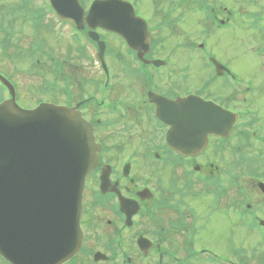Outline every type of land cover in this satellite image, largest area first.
Returning <instances> with one entry per match:
<instances>
[{"label":"flooded vegetation","instance_id":"1","mask_svg":"<svg viewBox=\"0 0 264 264\" xmlns=\"http://www.w3.org/2000/svg\"><path fill=\"white\" fill-rule=\"evenodd\" d=\"M153 6H157L156 3ZM171 10L175 8L169 4L166 8L152 9L149 13L165 18L171 15ZM219 12H224V8L210 7L204 13L213 19V23L218 21L222 24L224 21L218 18ZM143 17L147 19L152 42H155L152 17L148 13ZM107 35L116 38L113 34ZM126 52L131 57L136 54L128 48ZM144 58L152 60L160 57L153 54L151 45ZM163 58L169 61L171 55ZM168 61L165 60L163 66L159 67L139 61V66L130 68L147 74L144 76L147 85L140 89L145 95L144 100L127 105L129 108L126 110L122 106L116 108L111 105L108 108L110 111L121 114L109 116L111 120L106 121L107 125L101 122V115L92 122L97 140L101 145L103 142L104 146L98 165L87 176L83 193L82 255L91 259L92 264H207L211 261L221 264H264L261 257L241 262L236 240L231 246V243L227 245V255H223L225 253L219 247L222 245L218 237L219 227L213 219L224 217L227 201L235 219L232 226L236 239V163L232 171V195L226 197L225 173L228 171L224 162V141L209 136L206 148L196 155H181L167 145L168 126L154 116L155 106L148 101L146 93L152 90L170 100L188 95L182 84L174 82L170 87L164 85L163 78L170 70ZM223 76V83L215 93L201 92V96L227 107L223 103L236 102L237 95L236 88L230 86L231 81L225 74ZM159 80L162 82L160 86ZM225 83H229L227 88ZM226 90L231 93L228 99L224 96ZM96 110L101 112V108ZM124 110L126 113H123ZM92 115V112L87 115L90 121ZM114 122L120 124V133L130 144V151L124 154L120 148L109 147L100 134L101 131L107 133L110 123ZM233 134L236 139V131ZM130 138L139 140V145ZM120 201H123L122 207L119 206ZM96 252L99 254L95 257ZM236 258H239V262H236Z\"/></svg>","mask_w":264,"mask_h":264},{"label":"rangeland","instance_id":"2","mask_svg":"<svg viewBox=\"0 0 264 264\" xmlns=\"http://www.w3.org/2000/svg\"><path fill=\"white\" fill-rule=\"evenodd\" d=\"M219 1L221 0H139L138 4H145L135 8L139 15L145 16L148 13L152 17V25L155 32L158 33L159 37H165L161 44H159V50L154 49L153 54H181L182 56L184 54H191L193 63L190 66V70L185 73L189 76V80L192 81L191 83H193V90H196L195 88L199 85L198 81L201 80V77L208 74L207 69L203 66L201 67V59L198 56L201 52L197 48V44L205 40L207 43L206 49L208 48L209 51L214 53L226 66L236 72L242 80L245 79L248 83H250L249 81L252 82L251 86L254 89V94L251 95L250 92H245L244 88L243 90L236 91V97L239 98H236L234 107L243 111L245 109L258 110L259 108L260 114H255L254 111L252 114L260 116L264 122V51L261 50V57H259L256 47L259 46L261 48L264 40L259 39L258 44L253 45L248 35L253 38V34L254 36H258L259 32L257 30H253L252 32L251 30L248 33V23L245 24L248 28L242 25V21L247 22V19L239 13L258 11L261 9V5L257 0H236V3L233 0H222L225 2L224 4L235 5L233 10L241 15V24L238 26L236 23L235 27H227L222 29V32L215 33L214 36L211 34L205 37L204 34L206 35L207 33L205 29L206 24L200 22V20L197 22V19H201V17L195 13H187L186 10H195L198 8L199 2L212 4L219 3ZM153 3H156L157 6H153ZM239 3L240 5L238 6ZM169 4H171V8L177 9L176 13L172 15L173 18H182L184 14L183 20L181 19L182 21L175 28V31L177 30L176 35L172 34L170 32L171 29L167 26H162L159 30L158 26H156L157 24L159 26L161 24H171L173 26L174 21L166 23L167 18L161 20V16L158 14L153 16V12L149 13L152 9H163ZM42 12H46L48 18L41 26H36L40 20L47 17L45 13L42 15ZM51 15V12L47 11L45 4L40 3V0H0V21H4L5 26L8 27L7 29L5 26H3V29L0 27V74L4 75L16 88L17 102L21 107L27 108L28 106L36 105L39 100L60 102L68 94L72 93H74L76 98L82 95L85 97L93 94L99 100L104 98V100L116 103L117 105L120 103L130 105L135 101L140 102L143 100L140 89L145 84L141 75H138L134 71L132 74L130 73L132 75L131 78L128 77L129 74L124 71L121 65L115 64V61H112L114 71L112 80L109 82L112 84L111 89L99 95L104 78L99 70V66L92 58L91 50L85 47L83 52H78L75 43L69 37L67 25L61 31L62 37L56 39L52 31L58 24ZM15 16H18V18ZM184 32L189 35L185 39L182 38ZM259 37L262 38V35ZM248 39L251 40V43ZM107 40L110 43L108 51L115 56V59L116 54H123L122 57L125 64L129 63L131 68L135 67V64L126 55L127 52L121 44L118 42L112 43L108 38ZM183 40L184 42H182ZM251 46H254L255 49L253 50ZM79 54H88L91 56V59L86 60L85 57H81L82 60L78 59ZM173 57L176 58V56ZM179 64V67H185L181 65L182 62ZM62 65L63 70L61 72H64L63 76L59 72ZM179 67H177L176 73L183 74L184 70ZM73 72L74 74H72ZM79 74H83L84 77L79 78ZM64 77L66 78L65 81ZM172 78L175 79V77ZM165 81L168 85H171V80L166 78ZM160 84L162 85V82ZM164 85L166 86V83ZM97 88L98 91L96 90ZM100 113L102 114L101 121L107 125L106 121L111 120L108 115L109 111L102 108ZM245 116L244 120L240 121V127L252 129L256 123L252 122L253 125L248 126L250 124V117H252L251 113H247ZM110 124V127L107 128V133L100 132L101 137L106 140V144L112 148L122 149L123 154L126 151H130V144L120 133V124ZM257 131L256 129L255 132ZM260 133L264 134V129L260 130ZM106 135L108 136L106 137ZM121 139H123V142ZM130 139L139 145V140ZM257 141L250 138L249 143L245 146H248V149H255ZM226 145L232 146V140H229V143ZM250 154L248 155L250 156ZM225 158H227L226 154ZM246 176L250 177L249 175ZM249 181V179H246L245 182L240 180V184L247 188ZM253 193H249L248 191L250 196ZM240 197L236 191V198ZM257 198L259 196L256 193L253 201L256 202ZM227 203L224 206L229 207V202L227 201ZM236 207L240 209V205H236ZM213 220L215 223H218V237L222 244L219 247L224 251L225 254L223 255H227V245L231 243V246L236 240V250L240 251L239 258L241 260L253 257L264 259V241L258 240L251 233L253 231L247 230L244 226L242 227L243 223L240 225L236 221L235 239V229L232 226L235 219L224 215V217L220 218L215 217ZM259 254H262V256H258ZM239 258H236V262H239ZM87 260L90 259L82 255L77 259L76 264H90ZM211 262L207 264H221L220 262Z\"/></svg>","mask_w":264,"mask_h":264},{"label":"water","instance_id":"3","mask_svg":"<svg viewBox=\"0 0 264 264\" xmlns=\"http://www.w3.org/2000/svg\"><path fill=\"white\" fill-rule=\"evenodd\" d=\"M69 16L79 27L84 21L114 31L127 44L143 42L146 35L123 1L93 3L85 17L77 7ZM197 105L209 108L203 111L204 136L193 134L187 145L201 147L212 132L214 111L207 102ZM217 111L229 124L236 118ZM93 139L91 125L76 108L41 104L25 110L14 99L0 104V255L10 263L61 264L79 249L82 190L96 163Z\"/></svg>","mask_w":264,"mask_h":264}]
</instances>
